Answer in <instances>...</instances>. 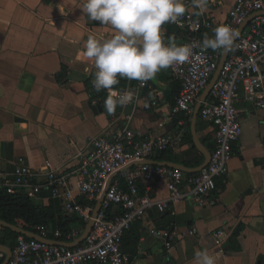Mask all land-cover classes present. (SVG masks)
<instances>
[{
  "label": "crops",
  "instance_id": "obj_1",
  "mask_svg": "<svg viewBox=\"0 0 264 264\" xmlns=\"http://www.w3.org/2000/svg\"><path fill=\"white\" fill-rule=\"evenodd\" d=\"M234 1L209 0L203 12L192 7L190 0L185 4L195 13L210 14L222 21ZM82 3L83 0H0V172L10 175L22 163L38 169L48 161L57 172L69 174L76 184L77 170L82 154L89 150L90 139L113 134L126 125V117L132 114L130 126L142 138L175 136L166 159L152 161L181 164L189 168L183 171L196 173L205 161L202 149L212 152V127L200 113L195 117V110L188 117H171L179 84L169 69L160 71L152 80L164 94L157 107L146 106L152 92L145 89L136 105L118 106L111 115L103 110L106 90L94 89L95 69L83 56V50L89 36L109 38L112 31L98 21L88 20L79 8ZM202 36L214 37V29L204 30ZM137 87L138 81L121 79L114 89ZM97 104L101 109L94 110ZM236 105L243 132L235 145L228 175L217 182V203L199 205L186 195L173 204L174 213L160 212L156 205L149 209L123 241L132 264H194V253L201 249L209 250L217 264H264V110L248 100L243 90ZM180 119H184L185 126ZM121 176L120 173L113 180ZM145 187L140 183L142 194L147 191ZM148 192L154 202L170 196L163 182ZM75 196L81 203L90 202L77 192ZM34 201L52 206L57 215L74 216L64 211L61 200L49 190H43ZM74 218L77 220L72 231L79 232L77 236L56 238L50 230L48 239L75 242L87 223ZM22 224L19 221L15 226L23 228ZM194 228L196 232L191 234ZM152 229L172 233L170 252L161 239L151 234ZM238 229L241 249L234 250L231 237ZM217 230L223 231L220 240L213 235ZM5 257L0 251V264Z\"/></svg>",
  "mask_w": 264,
  "mask_h": 264
},
{
  "label": "built area",
  "instance_id": "obj_2",
  "mask_svg": "<svg viewBox=\"0 0 264 264\" xmlns=\"http://www.w3.org/2000/svg\"><path fill=\"white\" fill-rule=\"evenodd\" d=\"M215 1L211 0L213 3ZM186 2L188 0H184ZM247 20L249 22L245 25ZM166 25L169 24L162 26L164 36ZM171 25L184 33L178 45L202 42L204 30L217 26L228 25L239 31L245 25L230 50L209 98L201 106L200 116L211 125L214 144L207 166L196 173H188L178 167L146 163L155 159L158 153L167 151L175 136L164 134L153 139L142 138L131 128L133 115L130 114L123 128L111 135L100 134L90 139L89 150L82 154L77 170L76 184L71 182L69 174L57 172L48 161L38 169L22 163L16 165L10 175L0 172V187L8 193L23 192L34 198L43 190H49L53 197L61 200L67 214L88 223L93 218L95 204L109 178L131 163H141L121 172L124 185L120 179L111 182L102 208L94 218L93 229L84 242L75 247H66L18 235L8 264H132L131 257L123 248L124 237L149 209L156 205L160 212L174 213L173 204L186 195L199 205L217 203V193L220 192L217 182L228 175L235 145L243 132L236 105L240 92L243 90L248 100L264 110V0H235L222 21H217L210 14L195 13L186 7L184 16L178 23ZM223 53L221 50L196 47L189 62L169 68L179 84V93L171 107V117L192 115ZM145 89L152 92L146 98V106L157 107L164 99V94L152 84V80L143 84L138 81L137 89L113 90L121 94L132 91L134 99L129 104L136 105ZM105 94L107 97L109 91L106 90ZM179 123L185 126L184 119H180ZM161 182L166 184L170 196L154 202L148 191H153L154 185ZM140 183L146 186L144 194L140 192ZM75 192L90 202H79ZM114 206H118L120 211L109 215V210ZM35 229L39 235L48 238L49 228L36 226ZM195 232V228L190 231L191 234ZM53 233L56 238L62 236L60 230ZM78 234L72 231L68 235L75 237ZM151 234L162 240L167 252L172 250L174 237L168 229H152ZM213 235L220 240L223 231H214Z\"/></svg>",
  "mask_w": 264,
  "mask_h": 264
},
{
  "label": "clouds",
  "instance_id": "obj_3",
  "mask_svg": "<svg viewBox=\"0 0 264 264\" xmlns=\"http://www.w3.org/2000/svg\"><path fill=\"white\" fill-rule=\"evenodd\" d=\"M190 2L203 12L209 0ZM79 8L88 20L98 21L112 31L109 38L89 36L83 50V56L95 69L94 89L109 91L102 103L109 115L134 99L132 91L121 94L113 90L121 79L143 84L155 79L162 70L189 62L193 48L228 52L239 37L238 31L221 25L214 29V37H205L202 42L178 45L171 37L165 42L162 26L179 22L186 12L184 0H83ZM194 264H217V261L209 250L201 249L194 253Z\"/></svg>",
  "mask_w": 264,
  "mask_h": 264
},
{
  "label": "trees",
  "instance_id": "obj_4",
  "mask_svg": "<svg viewBox=\"0 0 264 264\" xmlns=\"http://www.w3.org/2000/svg\"><path fill=\"white\" fill-rule=\"evenodd\" d=\"M164 37L166 40L171 37L176 43H179L184 38V33L176 26L169 24L166 25ZM189 140L191 142L193 141L191 136H189ZM167 152H169V150L158 153L155 159H166ZM117 178H119V176ZM119 211V207L114 206L109 210L108 214L112 215ZM0 220L12 225H18L19 221H22V227L33 232H38L35 229L36 226H45L52 231L60 230L62 233L61 238L67 239L66 236L71 233L73 224L76 222L77 218H74V216L67 217L57 215L52 206L46 207L39 205L35 203L34 198L26 193L19 192L11 194L8 193L5 188L0 187ZM0 227L3 234V236L0 237V242L13 248L19 234L10 228ZM239 233L240 231L238 229L231 237V247L234 250L241 249L238 239Z\"/></svg>",
  "mask_w": 264,
  "mask_h": 264
},
{
  "label": "water",
  "instance_id": "obj_5",
  "mask_svg": "<svg viewBox=\"0 0 264 264\" xmlns=\"http://www.w3.org/2000/svg\"><path fill=\"white\" fill-rule=\"evenodd\" d=\"M249 22V20H247V22L245 23V25ZM241 26L240 29H239V34L241 33L243 27L245 26ZM236 41V40H235ZM230 51L228 52H224L223 53V56L220 60V63H219V66L217 68V70L215 71L213 77L211 78L208 86L204 89L202 95H201V98L199 100V102L197 103L196 107H195V117H198V114L200 113V110H201V106L203 104V102H205L207 100V98L209 97L210 93H211V90L213 88V85L215 84L216 80L218 79L220 73H221V69L229 55ZM96 108H99L101 109V106L100 104H97L95 106H93V109L96 110ZM196 141V144L199 146V148H201L200 146V143L198 142V140H195ZM204 155H205V161L204 163L195 171V172H198L200 171L202 168H204L205 166H207V164L209 163L210 159H211V151L209 149H202ZM146 163H152V164H165V165H168V166H177L178 168H181L183 170H189V168H187L186 166L184 165H181V164H174V163H160V162H154L152 160H148ZM137 164H141L140 162H134V163H131L129 164L128 166L124 167L123 169L117 171L116 173H114L108 180L107 182V186L105 188V190L103 191V193L101 194V196L99 197L97 203H96V206L94 208V211H93V218L89 220V222L87 223L86 227H85V230L83 231V233L81 234V236L73 243H68V242H65V241H60V240H52V239H48V238H44L42 237L41 235L37 234L36 232H33V231H29V230H25L23 228H20V227H17L15 225H12L10 223H7V222H4V221H1L0 220V225L1 226H4V227H7V228H10L12 229L13 231L17 232L19 235H24V236H27L29 238H33V239H37L39 241H42V242H46V243H49V244H54V245H61V246H66V247H75L79 244H81L82 242H84V240L88 237V235L90 234V232L92 231L93 229V226H94V218L97 217V215L99 214L101 208H102V203L105 199V195H106V191H107V188L110 186L111 182L113 181V179L118 175L120 174L121 172H123L125 169L127 168H130L134 165H137ZM0 251L1 252H4L6 254V257L5 259L3 260L2 264H8L11 256H12V247L10 246H6V245H3V244H0ZM258 264H262L261 262H259Z\"/></svg>",
  "mask_w": 264,
  "mask_h": 264
}]
</instances>
